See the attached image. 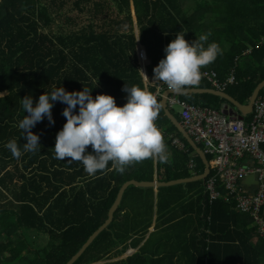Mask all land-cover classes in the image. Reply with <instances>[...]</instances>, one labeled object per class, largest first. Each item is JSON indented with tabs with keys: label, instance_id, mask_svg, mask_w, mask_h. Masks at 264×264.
Instances as JSON below:
<instances>
[{
	"label": "trees",
	"instance_id": "obj_1",
	"mask_svg": "<svg viewBox=\"0 0 264 264\" xmlns=\"http://www.w3.org/2000/svg\"><path fill=\"white\" fill-rule=\"evenodd\" d=\"M110 1L115 4L117 15L110 16L100 26L94 22L99 16L97 11L92 13L90 22L83 21L85 25L79 16L64 14L67 0H0V264L12 260H25V264H67L107 221L125 182L132 179L153 181L156 167L163 182L204 172L200 156L196 158L199 165L194 163L190 168V153L185 152H175L169 160L155 157L134 162L126 166L122 174L115 171L112 162L105 170L89 175L79 161L55 159V137L66 122L62 114L66 105L59 102L52 108L55 123L50 125L45 118L32 129L39 134L41 151L23 152L26 141L18 124L26 114L22 108V98L26 95H32L35 101L45 90L50 92L63 86L73 91L85 86L93 88V97L98 93L111 94L118 105H123L126 102V93L122 91L125 83L129 87H143L155 95L157 86L164 83L153 79V69L164 57L165 46L179 30L187 31L185 39L189 42L211 33L208 42H217L222 54L203 67L201 73L216 71L225 86L224 92L240 103L249 104L255 89L264 81V0ZM93 2L77 0L75 7L80 13L90 12L88 5ZM95 5L99 7L100 4ZM57 21H62V25L55 30ZM140 45L151 60L147 66V82L138 58ZM231 77L237 82L230 84ZM196 86L214 89L206 79ZM159 97L158 127L168 134L177 132L194 151L166 116L160 104L163 97ZM259 97L264 98V88ZM181 99L190 105L216 110L222 107V102L234 106L211 93L181 95ZM229 116L251 122L255 112L242 115L238 110V115ZM163 138L166 149L171 147ZM10 141H15L22 151L19 159L6 147ZM87 150L91 151L90 145ZM208 157L211 161L212 157ZM241 161L242 158L239 163ZM252 163L248 160L245 164ZM210 167L212 175L214 168ZM194 183L198 185L199 211L206 213L203 227H210L212 231L209 235L202 227L198 241L191 242L194 253L182 248L184 253L180 254L181 250L173 246L172 251L156 254L155 248L161 246L153 247L156 243L149 240L137 252L105 264H264V237L253 218L243 213L250 216L254 225L248 228L247 223L239 219L240 212L233 210L235 205L231 200L223 197L210 201L209 195L204 194L206 183ZM220 188L228 192L223 185ZM174 198H167V201L160 198L158 207L176 204ZM123 206L124 203L115 221L74 264H92L119 257L128 250L130 240L134 247L141 243L148 230L132 229L134 224L129 217L136 213H122ZM152 208L154 205L147 210L153 211ZM261 212L264 218V210ZM232 222L243 224L244 230L233 232ZM27 231L49 237V245L41 250L45 255L38 252L34 260H29L26 254L32 252L35 245L28 244L31 241ZM122 243L125 246L116 254L115 250Z\"/></svg>",
	"mask_w": 264,
	"mask_h": 264
},
{
	"label": "clouds",
	"instance_id": "obj_2",
	"mask_svg": "<svg viewBox=\"0 0 264 264\" xmlns=\"http://www.w3.org/2000/svg\"><path fill=\"white\" fill-rule=\"evenodd\" d=\"M186 32L176 33L153 69V79L162 81L175 93L198 85L201 69L222 54L217 42H208L211 33L189 42L185 39ZM92 89L84 86L82 90L68 91L62 86L50 92L45 90L35 101L32 95L22 98L26 114L18 127L26 141L23 152L41 151L39 134L32 129L45 118L50 125L54 124L52 108L59 102L66 105L62 112L66 122L55 137V159L79 161L89 175L105 170L109 162L122 174L134 162L155 157L166 159V144L155 123L159 109L155 95L143 87H129L125 83L122 91L126 93V102L118 105L111 94L98 93L93 97ZM89 145L91 151L87 150ZM6 147L14 158L21 157L22 151L15 141Z\"/></svg>",
	"mask_w": 264,
	"mask_h": 264
},
{
	"label": "built area",
	"instance_id": "obj_3",
	"mask_svg": "<svg viewBox=\"0 0 264 264\" xmlns=\"http://www.w3.org/2000/svg\"><path fill=\"white\" fill-rule=\"evenodd\" d=\"M138 58L142 69L145 70L150 59L142 46L138 48ZM204 79L211 82L214 89L225 91L216 71H204L199 84ZM235 81L234 77L229 79L230 84L237 82ZM167 91L171 90L165 83L159 84L154 93L157 100ZM168 103L171 109L175 105L182 107L181 124L196 144L202 145L204 153L212 157L210 165L214 168V174L205 182L210 201L223 197L231 200L238 212L248 213L253 218L264 237V218L261 215L264 208V98L259 97L256 101L253 110L255 117L251 122L244 118H233L216 109L190 105L175 96H168ZM248 160L253 163L245 164ZM194 166L193 163L192 168ZM252 174L257 175L259 187L257 192L248 194L242 182ZM221 184L227 193L221 191Z\"/></svg>",
	"mask_w": 264,
	"mask_h": 264
},
{
	"label": "crops",
	"instance_id": "obj_4",
	"mask_svg": "<svg viewBox=\"0 0 264 264\" xmlns=\"http://www.w3.org/2000/svg\"><path fill=\"white\" fill-rule=\"evenodd\" d=\"M150 63H151V60H150ZM142 71L144 72L143 74H145V76H146L145 79L148 80L147 68L145 70L142 69ZM196 88H198V87L196 86ZM186 90H188V89H186ZM172 93H173V95H171V96H175L177 99H180V100H182L181 95H189V94L201 95V94H203L200 92L196 93V92L190 91V90H189V93H186V92L175 93L173 91H172ZM172 93H170V94H172ZM165 94H166V92L164 93V96H165ZM164 96H163V99H164ZM163 99L160 102L162 108H163ZM167 100H168V97H167ZM227 104H228L227 102H224V103L222 102V107L218 110L222 112L223 106L227 105ZM168 108L170 109V112L178 119V117L172 112V109L170 108L169 103H168ZM165 114H166V112H165ZM166 116L168 117L167 114H166ZM181 116H182V114H181ZM181 120H182V117H181ZM181 120H179L180 123H181ZM155 123L157 125V120L155 121ZM159 130L161 131L162 135L168 140V142H170L171 147L167 148L166 153H165L167 160H169L170 158H173L175 152L177 154H181L183 152L190 153V155H189V161L190 162H189L188 166L191 168L193 163H196L199 165V162L196 158H197V156H200V158L204 164V172L202 174H205L207 167H208L207 161L210 163V159L207 155H206L207 158L202 157L195 150V148L193 146H191L189 141L183 136V134L181 132L180 133L182 134L183 138H185V140H187V142L194 149V151H192V149L189 147V145H187L186 142L180 136H178L177 132H174L173 134L172 133L168 134V133H166V131L164 129L159 128ZM178 152H181V153H178ZM155 171L156 172L153 176V181H138L136 179H132L129 181H137V182H143V183L144 182H146V183L163 182V181H161V179L157 173V167H156ZM196 171H197V168H196ZM202 174H194L191 177L184 178V179H189L187 182L177 183V184H173V185H165V186H160V187L148 186V185L147 186L130 185L126 188L122 202L120 204V206H121L124 203L122 213L127 214V213H129L128 211H131V213H136L132 217H129V220L134 224L132 229L139 231V232H143L146 230H148V231H147L144 238L139 237V238H142V240H140L141 243L138 244L136 247H134L133 242L130 240L127 243V244H129V248L124 255L127 256V255H130V254L137 252L139 250V248L144 246V244L146 242H149V240L156 243V245H154L153 247H158V245H157L158 242H163L161 244L162 248H160V249H158L159 247L155 248V249H157L155 251L156 254H158V253L162 254L164 251L169 252V251H172L174 249H178V251L181 250L180 251V254H181V253H184V250L182 248H186V249L189 248V252L194 253L195 247L192 246L191 242H195L196 240L198 241V237L201 236V234H202L201 229L203 227V216L206 215V213L203 214L204 212H202V214H203L202 215L199 211L200 210L199 209V201L197 200V195H196L198 185L196 183H194L197 181L206 182L207 178L205 180H197L196 177H198ZM179 180H182V179H179ZM129 181L125 182L123 184V186L126 183H128ZM175 181H177V180H175ZM189 183H193V184H191V186H190ZM242 184H243L244 189L247 193H254L258 187L257 175L252 174V175L248 176L246 179L243 180ZM177 185H180V187L175 188L173 190H171L169 188L170 186L175 187ZM123 186L121 187V189L123 188ZM132 186H134V187H132ZM204 194H208L206 189L204 191ZM171 197H173V198L176 197V198H174L175 201L177 202L176 204H174V205L173 204L172 205H163L160 208L158 207L159 203L161 201L160 198H165L167 201V198L170 199ZM209 200H210V197H209ZM152 205H154V208H152L153 211H151L150 209L146 211L145 208H147V207L150 208ZM233 210H236L235 207H233ZM117 211H116V213H117ZM116 213H115V215H116ZM126 216H128V215H126ZM199 216L202 217V220L199 219ZM249 217L250 216L248 214H243L242 212H240L239 219H242L245 222V224L247 223L248 228H254L255 223L253 225V223L250 221ZM114 219H115V217H114ZM123 219H124V217L122 218V220ZM207 220L210 221V218H208ZM114 221L115 220H113V222ZM121 221L117 222V224L119 225ZM231 224H232L231 230L233 232L234 231L241 232L242 230H244L243 224H236L235 222L234 223L232 222ZM203 228L207 230L206 231L207 234H209V235L211 234L210 232H212V231H211L210 227L206 226ZM245 229H246V227H245ZM30 232H34V231H27L26 232L27 235ZM139 236H140V233H139ZM28 237H29V235H28ZM182 242H184V244ZM28 244L31 247L33 246L32 242H28ZM34 245H36V244H34ZM123 246H125L124 243H122V245H120L115 250V253L118 254V251L121 250L123 248ZM173 246H174V249L172 248ZM32 252H33V249H32ZM32 252L29 253V255H31L29 257V260H34L36 258V257L32 256ZM180 254H177V255H180Z\"/></svg>",
	"mask_w": 264,
	"mask_h": 264
},
{
	"label": "water",
	"instance_id": "obj_5",
	"mask_svg": "<svg viewBox=\"0 0 264 264\" xmlns=\"http://www.w3.org/2000/svg\"><path fill=\"white\" fill-rule=\"evenodd\" d=\"M144 73V72H143ZM264 88V81H262L257 88L255 89L253 96L251 98V101L249 102V104H241L239 101H237L235 98H233L231 95H229L228 93L224 92V91H219V90H215V89H203V90H195L194 92L198 93H211V94H215L218 95L226 100H228L230 103H232L234 106L227 104L223 106V110L222 112L226 115H233L236 116L238 115V110H240V112L243 114H250L253 109H254V105L259 97V94L261 92V90ZM188 91V92H187ZM184 92L189 93V90H185ZM172 93V91H167L164 99H163V108L166 112V114L168 115L169 119H171V121L173 122V124L177 127V129L179 130V132H181L183 134V136L189 141V143L191 144V146H193L195 148V150L204 158H207L206 154L204 153V151L202 150V148L196 144V142L192 139V137L187 133V131L185 130V128L183 127V125L180 123V121L170 112V109L168 108V102H167V97L169 96V94ZM191 93V92H190ZM208 160V159H207ZM207 170L205 172V174H202L197 178V180H205L208 176V174L211 171V167H210V163L207 161ZM189 179H182V180H177V181H171V182H150V183H146V182H137V181H129L128 183H126L123 188L120 190L119 196L116 200V202L114 203V205L112 206V208L109 211V217L107 219V221L88 239V241L84 244V246L79 250V252L67 263V264H74L79 257L87 250V248L94 242V240L105 230L107 229L111 223L114 220L115 217V213L118 210L125 190L128 186L130 185H141V186H156V187H160V186H165V185H173V184H177V183H183V182H187Z\"/></svg>",
	"mask_w": 264,
	"mask_h": 264
},
{
	"label": "rangeland",
	"instance_id": "obj_6",
	"mask_svg": "<svg viewBox=\"0 0 264 264\" xmlns=\"http://www.w3.org/2000/svg\"><path fill=\"white\" fill-rule=\"evenodd\" d=\"M68 3L65 5L64 9H63V13L64 14H70V15H74V17L76 18L77 16H79V20L82 19V24L85 25V23L87 24L86 21L90 22L91 17L93 16L92 13H94V11L99 12V16L97 17L96 20H94V22L96 21V23H98L100 26L103 25L104 21H107L108 18H110V16L117 15V12L115 11V4L112 3L110 0H94L93 3L88 5V8L90 9V12H85V13H80L79 10L75 7V2L77 0H67ZM96 3H99V7H96ZM84 6V5H83ZM111 6V7H110ZM95 9V10H94ZM85 21V23L83 22ZM57 25L55 26V30L59 29V26L62 25V21H57ZM136 33L139 32V30L137 29L136 26ZM146 80V79H145ZM148 80H146L147 82ZM190 91H195V90H203L201 88H196V87H189L187 88ZM168 101V100H167ZM172 112L178 117L179 120H181V113H182V108L179 105H175L172 109ZM257 163V160L255 161V164ZM210 178L212 176H210V174H208L207 178ZM146 210L148 209L145 208ZM262 210H264V208H262ZM114 232V231H112ZM29 238L30 241L32 242V244H36L35 245V249H33L34 251L32 252V256H36L38 255V252H41L43 255H45V252L43 253V251H41L43 248L47 247L49 245V237L47 235H40L37 236L36 232H30L29 234ZM163 242H158V246L162 247ZM169 243V242H168ZM31 244V245H32ZM159 247V248H161ZM28 257L31 256L29 254H26ZM126 255H119V257H113V258H108L105 260H102L100 262L97 263H92V264H105L108 262H115L117 260H121L123 258H126ZM8 264H25V260H16V261H7Z\"/></svg>",
	"mask_w": 264,
	"mask_h": 264
}]
</instances>
